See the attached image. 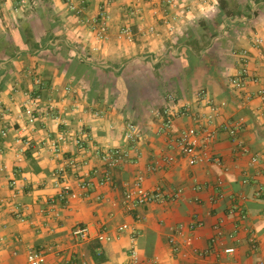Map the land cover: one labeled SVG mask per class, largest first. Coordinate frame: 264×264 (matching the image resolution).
Instances as JSON below:
<instances>
[{
	"label": "crops",
	"instance_id": "crops-1",
	"mask_svg": "<svg viewBox=\"0 0 264 264\" xmlns=\"http://www.w3.org/2000/svg\"><path fill=\"white\" fill-rule=\"evenodd\" d=\"M220 1L164 7L177 14L170 31L165 11L153 16L145 0H0V116L9 130L0 142V264H28L31 249L49 264H133V248L140 264H262L264 44L254 38L264 37V0H227V9ZM102 5L110 17L107 36L99 39L94 21ZM241 49L250 58L239 90L231 80L242 70L234 54ZM221 101L226 105L211 124L210 105ZM168 106L175 112L172 133L162 130ZM238 121L243 125L233 137L224 125ZM129 122L141 131L137 149L109 168L98 152L129 148ZM192 126L202 130L201 148L220 162L189 163L177 136ZM77 135L86 139L84 152L71 141ZM61 137L55 154L50 141ZM71 155L78 169L58 177ZM254 155L261 160L252 162ZM107 173L111 179L102 184ZM140 175L164 201L126 204ZM82 180L90 181L87 190ZM63 187L78 193L64 205ZM194 222L202 225L191 231ZM181 224L175 251L169 238ZM77 226L89 228L87 239L74 236ZM217 226L224 234L214 243Z\"/></svg>",
	"mask_w": 264,
	"mask_h": 264
},
{
	"label": "built area",
	"instance_id": "built-area-1",
	"mask_svg": "<svg viewBox=\"0 0 264 264\" xmlns=\"http://www.w3.org/2000/svg\"><path fill=\"white\" fill-rule=\"evenodd\" d=\"M147 1L150 5H152L151 9L153 12V16H158L160 13H165L163 14L164 17H162L163 20L168 25V28L170 31H173L177 28L176 24H173L170 20L176 19L177 14L172 15L167 12L169 9H175L178 5V0H145ZM201 2H207L208 0H199ZM72 9L76 10L77 12L82 11V7H78L75 2L71 3ZM164 7H168L169 9H165ZM110 14L107 9V7L102 5L100 8V13L98 18L95 19L94 21V26L96 27V32H97V37L99 39H103L107 36V31H108V20H109ZM130 27H125L123 29V32L129 33L130 32ZM149 31L155 32V28L153 26L148 28ZM254 43L257 45H262L264 44V37L261 35H258L254 38ZM234 54L237 56L239 63L242 65V70L237 75L231 80L232 85L236 89H243L246 84V80L249 77V70H248V61L250 58V53L248 49H241V50H234ZM173 100V103L175 104V98L171 97ZM38 99V98H37ZM226 105L225 101H221L219 103H212L209 108V112L206 115V119L209 123H214L216 117L220 113L221 107H224ZM174 111L172 110V107L168 106L164 111L162 112L163 117H164V125L162 127V130L164 132L172 133L173 130V118H174ZM188 111L185 110L183 111L182 114H187ZM26 114L28 115V121L30 124H35L37 121V115L35 112V109L32 105L27 106L26 108ZM160 114V113H159ZM243 122L238 121L235 124H229V125H224V129L227 130L231 136L237 137L238 132L240 128L242 127ZM8 128L3 125L2 119L0 116V142L3 138H6L8 136ZM202 134L201 128L197 126H192L188 127L186 129H183L177 136V140L179 144L181 145V149L185 153V155L188 158V161L191 165L198 164L201 162H204L206 160H215L217 162H220L219 158L212 157L211 155H208L206 151H204L201 146H200V135ZM141 137V131L134 122H129L127 123L126 127V138L128 141L132 143V145L128 147H117V148H110L108 150L100 151L99 157L104 163L109 167V168H114L117 167L121 164H124L130 160V150L131 149H137L138 142ZM71 139V138H70ZM60 140H63V137L58 138V139H52L50 141V147L52 151L55 154H58L61 151V144ZM72 143L77 147V150L79 152H84L87 150V145H86V139L81 136L77 135L75 137H72L71 139ZM169 160V159H168ZM261 160V156L254 155L252 157V162H259ZM78 163L76 160V157L74 155L68 156L65 160V163L63 167H61L56 175L58 177H61L66 171L67 168H73V169H78ZM111 179V176L109 173H107L104 177L101 179V183L103 184L104 182H107ZM143 181V176L138 177V184L136 185L135 188L133 189H128L125 193V202L129 207H137L140 205H143L145 203L151 202V201H164L165 200V195L160 191V189L155 190V191H149L142 185ZM248 179L245 180L247 182ZM90 181L87 180H82L79 184L80 188L83 190H87L90 186ZM182 189H179L174 197H178L182 193ZM71 195L72 197H76L78 195L77 192H71L69 187H63L62 193L60 194V203L62 205L65 204L67 197ZM52 206L54 207L56 205L55 201H52ZM22 205H18L16 207L17 215L19 216L20 219H24V211L25 207H21ZM235 209V208H233ZM232 209V210H233ZM202 225V222H194L189 225V229L193 231V229L196 226ZM122 229H128L129 225L124 224ZM185 228L184 224L179 225L177 228L176 232L173 233L170 238L169 242L172 245L173 249L175 251H179L181 248V244L179 243L178 236L183 233ZM217 234L213 238V242L217 243L218 240L223 236L224 231L221 228V226H217ZM73 234L76 237H79L81 239H87L90 235L89 228L87 226H77L73 230ZM98 238L100 240H106L108 237L104 233H100L98 235ZM133 238H135V235H133ZM194 240V234L191 233L188 236H186L185 242L188 244H191ZM252 246L256 248V241L254 238L251 239ZM224 252L226 253H234L235 248L234 247H225ZM131 257L133 264H140L141 261L139 260V255L136 250V248H133L131 251ZM28 264H49L46 258V255L41 252L37 251L35 249H31L28 253V258H27ZM262 264H264V261H262Z\"/></svg>",
	"mask_w": 264,
	"mask_h": 264
},
{
	"label": "trees",
	"instance_id": "trees-1",
	"mask_svg": "<svg viewBox=\"0 0 264 264\" xmlns=\"http://www.w3.org/2000/svg\"><path fill=\"white\" fill-rule=\"evenodd\" d=\"M221 3V8L222 9H227V6L226 5H228L227 4V0H222V1H220ZM228 11V12H227ZM226 12H225V15H227V16H233V14H234V11H229V10H227ZM194 48H195V46H194Z\"/></svg>",
	"mask_w": 264,
	"mask_h": 264
}]
</instances>
